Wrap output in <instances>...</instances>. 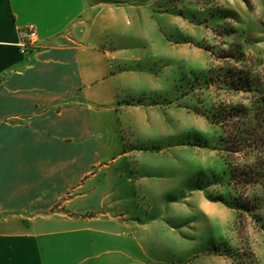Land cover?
Instances as JSON below:
<instances>
[{
	"label": "rangeland",
	"instance_id": "rangeland-1",
	"mask_svg": "<svg viewBox=\"0 0 264 264\" xmlns=\"http://www.w3.org/2000/svg\"><path fill=\"white\" fill-rule=\"evenodd\" d=\"M101 5L108 14L102 43L113 54L110 77L120 95L121 152L140 180L120 204L125 247L137 250L141 264H264V186L233 184L213 119L222 105L264 113V0ZM247 123L234 120L227 135L257 126ZM257 131L264 136V124ZM254 146L232 156L233 164L251 167L264 157Z\"/></svg>",
	"mask_w": 264,
	"mask_h": 264
},
{
	"label": "crops",
	"instance_id": "crops-1",
	"mask_svg": "<svg viewBox=\"0 0 264 264\" xmlns=\"http://www.w3.org/2000/svg\"><path fill=\"white\" fill-rule=\"evenodd\" d=\"M101 4L0 0V264H141L124 243L120 204L140 180ZM30 24L39 46L24 55Z\"/></svg>",
	"mask_w": 264,
	"mask_h": 264
},
{
	"label": "trees",
	"instance_id": "trees-1",
	"mask_svg": "<svg viewBox=\"0 0 264 264\" xmlns=\"http://www.w3.org/2000/svg\"><path fill=\"white\" fill-rule=\"evenodd\" d=\"M264 113L259 115L258 111L252 113V110L240 106H218L213 111V119L216 123L220 124L223 129V134L221 140L225 143L226 151L228 152V156L224 157L227 166L229 167L232 174V182L238 188H249L251 185L260 184L264 186V157H257L254 164L251 167L242 168L239 164H233L231 161L232 156L239 155L244 152L245 147L258 148V150H264V139L263 134L259 133L257 130L259 126L264 124ZM236 120L238 123L242 125L250 124L248 121H255L256 125L254 128H249L247 130L240 131L238 129V133L234 135V137H229L227 135L228 128L227 125L232 124V122ZM240 132V133H239ZM242 132L244 135H242ZM227 135V136H225ZM247 135V136H246ZM262 145V146H261ZM263 147V149H261ZM242 191L240 192V197L242 195ZM240 202V206L245 207L248 210H252L253 206L250 205L249 201H243L238 199Z\"/></svg>",
	"mask_w": 264,
	"mask_h": 264
},
{
	"label": "built area",
	"instance_id": "built-area-1",
	"mask_svg": "<svg viewBox=\"0 0 264 264\" xmlns=\"http://www.w3.org/2000/svg\"><path fill=\"white\" fill-rule=\"evenodd\" d=\"M39 46V34L35 25L30 24L21 29L20 49L22 54H29Z\"/></svg>",
	"mask_w": 264,
	"mask_h": 264
}]
</instances>
